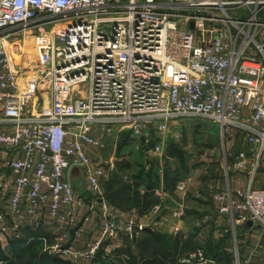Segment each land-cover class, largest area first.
<instances>
[{
    "label": "built area",
    "instance_id": "1",
    "mask_svg": "<svg viewBox=\"0 0 264 264\" xmlns=\"http://www.w3.org/2000/svg\"><path fill=\"white\" fill-rule=\"evenodd\" d=\"M191 118L248 147L233 158L249 185L213 199L234 224L264 231V188L251 183L264 152V0H0V243L51 222L35 240L71 264L138 238L144 226L105 201L95 134L128 129L149 145L178 138L169 124ZM78 169L89 201L72 187ZM94 218L96 241L79 249ZM178 263L218 264L201 249Z\"/></svg>",
    "mask_w": 264,
    "mask_h": 264
},
{
    "label": "rangeland",
    "instance_id": "2",
    "mask_svg": "<svg viewBox=\"0 0 264 264\" xmlns=\"http://www.w3.org/2000/svg\"><path fill=\"white\" fill-rule=\"evenodd\" d=\"M169 130L170 132L175 131L176 134H178V138H172L167 135L164 140H162L163 137L161 138L154 134L153 143L149 145L143 143L138 136L133 135L128 129H116L109 136L98 131L95 137L100 141V146L90 149L88 153L94 163L102 164L105 175V177L101 179L103 193H105L104 184L106 185L116 177L120 181L115 188H125L129 190L125 192L126 195H123V198L130 196V192L137 193L145 190V181L140 184L139 189H134V187L131 188L132 184L138 182L135 177L140 176L141 173L154 174V176L157 175V177H163L164 179V176L168 174L169 170L173 171L175 169H180V171H183L182 166H187L189 170L186 172L183 171V174L179 176L182 181H186L183 184L184 190L170 197L167 196L166 199L159 200V198H157L159 201L156 205L160 206V211L157 215L150 214L149 212V216L154 219L161 213L177 208V210L183 213L182 215L184 217L191 220L192 214L190 211L193 212L197 210L195 212L203 213V206L200 205L199 201L208 202L211 198L213 199L215 195L223 194L224 191H221L225 189L224 186L227 185L228 182L231 190L240 188V185L236 183L237 174L233 173L237 172L234 167L235 161L233 157L241 151L247 152L248 147L244 146L242 143L243 140L238 139L235 134L232 137H225L223 141L219 132V127L201 119L191 118L172 122L169 124ZM162 141L163 144H160L161 152L156 153L154 150L156 146L155 143H160ZM173 147L177 150V156L173 159L165 160L167 150ZM256 170L253 176V184L255 186L253 185L252 187H264V184H261L264 182V152L261 153L258 159ZM226 174L231 175L230 178H227ZM69 177L75 194L82 196L86 201L93 198L87 186L85 175L81 169L74 170L70 173ZM245 179L240 189L245 188V182H247ZM105 196L106 194H104L105 201L113 207V211L116 213L118 219L122 221L131 219L138 223L134 217L125 218L130 210L127 208L129 207L127 204H121V207H119L109 202ZM211 211L215 213L216 206L213 205ZM81 215H83V211H81ZM219 216L220 215H218L216 226L228 227L229 222L227 219L222 218L224 217L222 215L220 218ZM78 219L81 223L82 218L79 216ZM100 227L101 224L96 219L92 228L93 234L95 231H98ZM40 230H42L44 234L47 232L46 226L43 228L41 227ZM54 230L55 229H53V231ZM30 232V229L26 228V230L22 231L21 238H27ZM253 232L259 234L262 232V229L255 225ZM125 238L127 237L120 235L116 237V239H122V242H125ZM13 240L18 239L8 238L6 241L0 243L5 253L10 252V245ZM95 241L96 238L94 239L91 236V238L84 240V244L81 243L79 245V249L85 246L83 249L89 250ZM101 250H103L107 256H111V254L108 253V251L112 250L110 240L104 241L99 249L94 251L91 255L93 257H89L91 259L89 261L90 263L81 262L79 260L71 264H96V257ZM115 250L116 249H114V252ZM40 253H44V251L41 249Z\"/></svg>",
    "mask_w": 264,
    "mask_h": 264
},
{
    "label": "crops",
    "instance_id": "3",
    "mask_svg": "<svg viewBox=\"0 0 264 264\" xmlns=\"http://www.w3.org/2000/svg\"><path fill=\"white\" fill-rule=\"evenodd\" d=\"M243 145L245 146L244 143ZM233 173L237 174L236 183L240 185V188H242L245 178V180H247V182H245V188L249 185L250 179L252 178L249 173H240L238 171ZM230 176L231 175L226 174L227 178H230ZM253 180L251 182L252 186L254 185ZM163 181V177H159L158 186L154 189V195L156 198H159V200L166 199L167 196L170 197L171 195L180 193L176 188L177 185L184 184V182H186L182 181L180 178L175 185L176 187L173 188V190H169L164 186ZM228 184L229 182L224 186L225 189L221 192H227L229 190L231 193H235L237 190H242L240 188L237 190H231ZM261 184L263 185L264 182ZM258 188L264 187L260 186ZM140 193L143 194L144 191H140ZM199 203L203 206V213L195 212L197 210L193 209V212L190 211L192 214L191 220H188L189 218L187 219L183 215L180 218H175L173 212L177 211V208L161 213L154 219L149 216V213L139 215L135 208H131L125 218H136L138 223L144 226V232L146 233H157L173 237L176 236L182 241L190 240L194 247L202 248L203 252H205L207 256L214 255L216 257H220L217 260L218 264H264V231L262 230L259 234H255L253 232L255 225L260 228L258 224L249 220L240 222V224H234L232 219L222 217L218 213L217 210L219 208V204L212 198L208 202L199 201ZM213 205L216 206L215 213L211 211V207ZM218 215L227 219L229 222L228 227L216 226ZM95 221L96 219L94 218L85 229L81 243L84 244V240L91 238V236L94 239L97 237V231H95L94 234L92 232ZM52 227L53 223L49 222L46 225V231L51 232L53 230ZM176 228L178 229L177 232L175 231ZM142 234L139 235V237H141ZM124 240H126V238ZM110 243L112 250L108 251V253L111 255L114 252V249L117 250L124 247L122 239H113L110 240Z\"/></svg>",
    "mask_w": 264,
    "mask_h": 264
},
{
    "label": "trees",
    "instance_id": "4",
    "mask_svg": "<svg viewBox=\"0 0 264 264\" xmlns=\"http://www.w3.org/2000/svg\"><path fill=\"white\" fill-rule=\"evenodd\" d=\"M176 148L167 150L165 160L173 159L177 156ZM183 171L189 170L186 166H182ZM180 169L169 170L168 174L164 176V186L173 190L176 183L180 180L179 177L183 174ZM148 173V172H147ZM136 184H132L131 188L139 189L141 183L145 181V190L141 194L139 192H130V196L123 198L125 192L129 191L125 188H115L119 181L114 177L109 181L105 187L106 198L109 202L121 207V204H127L128 209L135 208L139 215L149 213L152 208L158 203L154 195V189L158 186L159 177L141 173L140 176L135 177ZM107 190V191H106ZM40 230V229H39ZM31 231L27 238H20L13 240L10 245V252L4 254L0 250V260L5 264H68L56 257L49 254L40 253L42 243L35 239L44 236L42 230ZM29 232V231H28ZM33 238L34 240L27 243V239ZM199 247H194L190 240L182 241L178 237L160 235L157 233L144 232L141 237L132 240L127 239L124 242V247L115 250L111 256H107L103 250L96 257V264H179L178 259L187 255ZM105 254V255H104ZM209 259L216 261L220 257L214 255L207 256ZM93 264V263H92Z\"/></svg>",
    "mask_w": 264,
    "mask_h": 264
},
{
    "label": "water",
    "instance_id": "5",
    "mask_svg": "<svg viewBox=\"0 0 264 264\" xmlns=\"http://www.w3.org/2000/svg\"><path fill=\"white\" fill-rule=\"evenodd\" d=\"M193 26L191 25V28H192Z\"/></svg>",
    "mask_w": 264,
    "mask_h": 264
}]
</instances>
